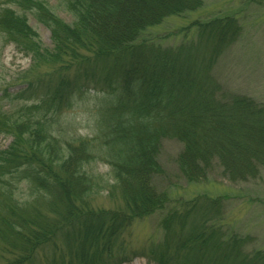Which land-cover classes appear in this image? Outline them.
<instances>
[{
  "label": "trees",
  "instance_id": "trees-1",
  "mask_svg": "<svg viewBox=\"0 0 264 264\" xmlns=\"http://www.w3.org/2000/svg\"><path fill=\"white\" fill-rule=\"evenodd\" d=\"M240 5L155 33L203 0H0L4 43L30 61L0 89V264H264L260 237L231 219L238 196L155 184L167 141L188 185L264 173V101L218 72L264 0ZM154 215L158 234L136 243L132 225Z\"/></svg>",
  "mask_w": 264,
  "mask_h": 264
},
{
  "label": "rangeland",
  "instance_id": "rangeland-1",
  "mask_svg": "<svg viewBox=\"0 0 264 264\" xmlns=\"http://www.w3.org/2000/svg\"><path fill=\"white\" fill-rule=\"evenodd\" d=\"M241 0H203V7L197 13L186 16L185 19H168L161 27H155V33H163L165 30H173L185 26L196 17L213 16L220 13L236 12ZM243 1V0H242ZM252 13L244 21L245 35L223 57L218 70L220 78L235 91L251 95L259 101H264V8L250 7ZM59 14L68 19L66 14L58 10ZM29 22L37 28L42 42L50 45L49 31L37 24L33 18ZM29 58L17 52L12 44H5L0 34V89L21 70L29 66ZM220 79V80H221ZM221 80V81H222ZM16 87L10 86V90ZM79 132H87L86 123L82 119L83 114H75ZM10 142V137L0 134V150ZM180 150V145L175 141H167L163 146L160 156L161 164L166 175L155 179L159 190L167 191L171 197L179 196L187 198L193 194L207 193L208 195L234 194L243 199L233 200L231 219L243 231L255 232L264 243V173L255 181L245 184H230L219 177L217 171L212 175L215 181H209L198 185H188L181 180L176 169L174 158ZM104 169V167H103ZM222 183V184H219ZM249 199H257L251 203ZM261 202V203H260ZM93 204L99 207H111L112 203L104 195L93 200ZM158 218L156 215L143 221H136L132 225V238L136 243H141L154 233L156 236ZM124 264H153L142 256L134 258Z\"/></svg>",
  "mask_w": 264,
  "mask_h": 264
}]
</instances>
